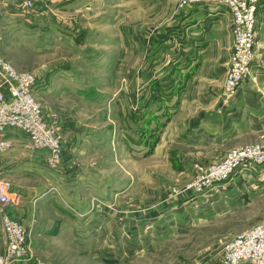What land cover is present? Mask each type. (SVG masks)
Listing matches in <instances>:
<instances>
[{"label":"rangeland","instance_id":"374dc122","mask_svg":"<svg viewBox=\"0 0 264 264\" xmlns=\"http://www.w3.org/2000/svg\"><path fill=\"white\" fill-rule=\"evenodd\" d=\"M179 7L177 0L174 12ZM171 8L165 0H0V54L17 70L38 75L33 95L63 139L57 168L47 164L46 150L27 147L29 137L19 128L7 132L13 145L0 153V176L21 195L8 213L26 227L47 264H190L264 222L263 166L241 167L199 195L183 191L230 151L264 145V126L260 133L244 127V143L220 160H207L210 147L189 141V115L173 118L169 108L186 99L187 109L191 93L202 87L191 90L188 77L171 82L180 76L181 57L167 31ZM256 59L255 51L248 80L231 96L229 60L217 86L228 108H236L238 93L248 96V110L254 97L264 103V62ZM140 76L147 83L137 82ZM142 89L147 100L141 105L136 94ZM130 122L138 129L129 131ZM245 170L246 180L231 184ZM80 174L91 182H81ZM110 186L117 190L110 191L111 205L93 207L102 204L94 191L106 197ZM124 207L148 218L139 224L135 215L125 228ZM170 207H186L187 216L166 211ZM114 218L116 260L107 254ZM4 251L0 214V255Z\"/></svg>","mask_w":264,"mask_h":264},{"label":"built area","instance_id":"2783aa9c","mask_svg":"<svg viewBox=\"0 0 264 264\" xmlns=\"http://www.w3.org/2000/svg\"><path fill=\"white\" fill-rule=\"evenodd\" d=\"M264 0H180V7L210 3L221 4L232 14L233 45L226 79V94L237 93L248 80L255 58L259 7ZM38 75L19 71L0 54V153L13 142L8 129L19 128L29 137L27 147L47 151V164L57 168L64 154L63 139L56 121L45 117L33 90ZM264 167V145H247L230 151L219 163L212 164L189 182L183 191L202 194L225 182L241 167ZM18 193L11 183L0 176V214L6 248L0 264H47L33 247L26 227L12 217L7 207L18 203ZM220 264H264V222L235 236L222 251Z\"/></svg>","mask_w":264,"mask_h":264},{"label":"crops","instance_id":"0c3cea01","mask_svg":"<svg viewBox=\"0 0 264 264\" xmlns=\"http://www.w3.org/2000/svg\"><path fill=\"white\" fill-rule=\"evenodd\" d=\"M165 1L168 4H171L173 8L171 13L172 20L168 23L169 25L167 24V31L172 35L173 40L175 41L174 49H176L179 55H181V57L178 58L179 69L177 68L180 76H178V74L172 75L171 82H177L180 78L188 77V82L191 84V90L198 89V85L199 87H202L201 90L198 89L195 93H191L189 98L190 103L187 109L185 108L186 99H183L184 103H182L183 105L178 109L177 107H173L172 109L169 108V111L171 112L170 116L175 118L183 111L187 112L186 114L189 115L190 118L188 126L190 133L189 141L193 144L210 147L212 154L207 160H220L230 147L244 143V135H239V133L244 131V127H252L253 133H260L261 127L264 126V103L261 102L262 99L260 96L259 98L254 97L252 109L248 110V107H245V102L248 100V96L245 95V93H238V95H236V100L238 101L235 104L236 108H228V105L226 106L224 103L221 91L217 88L219 83L223 85L233 43L231 28L232 14L230 9L221 4L210 3L193 7H179L176 12H174L177 0ZM262 37H264V1L259 7L258 31L255 45L256 60L259 63L264 62V46L261 47L263 41ZM146 77H148L147 73ZM161 80H163L164 83V79L162 78ZM136 81L145 84L148 79H143L140 76L137 77ZM136 99H138L142 105L147 100V92L143 93L142 89V91L136 94ZM237 105H240L241 109H238ZM247 118L251 121H247ZM235 124L237 126L236 130L233 128ZM126 126L129 127V131H132L133 128L135 130L138 129V127L133 125L132 122L126 124ZM183 126L185 125H178L180 128ZM185 128L186 126L183 127V130H185ZM10 130L11 129H8V132ZM85 135L88 134L86 133ZM257 136L259 135L257 134ZM11 140H13V138H11ZM199 145H196V147ZM139 147L142 149L144 148L142 146ZM248 171L250 170H245L246 173L243 172L242 175H240L243 176V178H233L234 181L231 184L235 183L236 185L237 182L240 183L242 180H246V177L249 175L247 173ZM78 179L81 180V182L82 180L86 183L91 182L90 179H86L83 174H80ZM67 181H70V179ZM92 183L94 185V182ZM112 189L117 191L115 186H110L106 197H104L105 194L103 195L98 189H95L98 191H94L95 193H93V196L102 199L100 200L102 201V204H93V207H107L106 201L109 202L108 205H111L110 191ZM78 197L81 198V195ZM75 205L76 207H85L84 205ZM185 208L186 207H170L166 211L169 212L172 209H178L181 210L183 214L182 217H184V215L187 216V208ZM124 212L125 223L123 225L125 228L132 226L133 219L136 217L135 215H137L135 220L137 218L141 220H137L140 221L139 224H141L142 220L148 218V212L146 213L142 210L134 212L132 208L124 207ZM95 213L96 212L91 215V218H96ZM145 214L146 216H144ZM108 223L110 234L108 235L107 241V254L108 257L116 260V218L112 221L109 220ZM112 223L115 226L114 228L111 227ZM91 224L95 225L94 228L100 227V221L96 223L93 221ZM123 239L125 241L127 239L126 232L123 235ZM97 242L104 243L105 241L102 242L98 238ZM224 245L225 244H223V247ZM223 247L217 253H212V255H209L208 257L203 256L198 261H194L190 264H220Z\"/></svg>","mask_w":264,"mask_h":264}]
</instances>
